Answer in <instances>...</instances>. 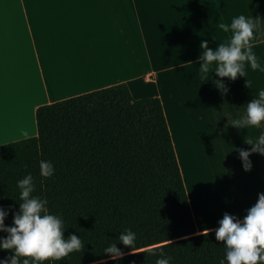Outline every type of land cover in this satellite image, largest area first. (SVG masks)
<instances>
[{"label": "crops", "instance_id": "1", "mask_svg": "<svg viewBox=\"0 0 264 264\" xmlns=\"http://www.w3.org/2000/svg\"><path fill=\"white\" fill-rule=\"evenodd\" d=\"M175 8L151 0H0V145L37 135L40 105L127 83L136 99L160 98L202 233L218 227L225 212L243 217L264 192V155L250 154V171L238 155L264 122L260 129L230 124L264 87V73L246 68L251 89L245 77L233 81L214 71L201 80L197 58L167 51L171 37L188 31Z\"/></svg>", "mask_w": 264, "mask_h": 264}, {"label": "trees", "instance_id": "2", "mask_svg": "<svg viewBox=\"0 0 264 264\" xmlns=\"http://www.w3.org/2000/svg\"><path fill=\"white\" fill-rule=\"evenodd\" d=\"M36 124L37 135L0 145V206L11 225L16 181L31 172L33 194L63 217L65 238L83 244L52 264H155L161 250L171 264H219L225 249L214 230L196 233L160 98L136 99L120 83L40 105ZM41 160L54 164L52 177L40 176ZM126 228L136 233L132 250L117 241ZM113 242L124 252L117 261L103 253ZM12 254L0 249V259Z\"/></svg>", "mask_w": 264, "mask_h": 264}, {"label": "clouds", "instance_id": "3", "mask_svg": "<svg viewBox=\"0 0 264 264\" xmlns=\"http://www.w3.org/2000/svg\"><path fill=\"white\" fill-rule=\"evenodd\" d=\"M262 20L264 19L258 16L240 14L233 17L230 24H219V29L231 32L227 42H219L215 48H210L207 40H201L199 48L202 51L197 57L199 78L208 81L206 77L210 71H214L216 77H227L233 81L238 76L245 77V84L251 89L252 82L247 78L246 68L264 73V62L253 51L255 32ZM212 39L216 40V37L212 36ZM212 82L222 93L228 91L221 79H213ZM262 122L264 87L255 90V95L246 104L244 114L234 118L230 124L237 129H260ZM244 143L252 147L239 149L238 155L243 169L250 171V154L264 155V130L259 131L255 138H245ZM54 173L55 167L51 161L39 162L41 177L50 178ZM16 186L19 189L20 203L19 209L13 213L11 225L5 224L9 210L0 206V231L7 233L6 236H0V249H9L13 253L0 259V264H44L45 261L52 264L83 247L76 234H69L65 238L63 217L50 211L46 198L33 194L36 186L31 172L16 181ZM257 196L256 202L246 209L243 217L225 212L218 220L214 235L225 249L219 264H264V192ZM209 231L212 229H207L202 234L207 235ZM117 241L132 250L136 243V233L126 228L119 234ZM103 253L107 254L106 259L113 261L124 255L122 249L117 247V242L108 244ZM155 264H171V257L164 255L161 250Z\"/></svg>", "mask_w": 264, "mask_h": 264}, {"label": "rangeland", "instance_id": "4", "mask_svg": "<svg viewBox=\"0 0 264 264\" xmlns=\"http://www.w3.org/2000/svg\"><path fill=\"white\" fill-rule=\"evenodd\" d=\"M151 1L158 4L159 8H169L170 10L172 7H176V11L177 8L182 10L181 14L176 16V21L181 22L185 26V30L190 32H181L176 38L171 37L168 40L167 51L172 52L175 59L184 60L200 56L202 50L199 48V44L201 40H207L210 48H215L219 42H227L231 32L219 29V24H230L235 16L244 14L264 19V0H170L168 5L164 2L161 3V0ZM212 36H215L216 40H213ZM253 43V51L257 57L264 56V20L255 32ZM176 70H172L170 74L174 75ZM168 115L173 123V111L168 110ZM185 175L190 185L189 168L185 169ZM220 175L223 176L222 171ZM221 178L225 183L226 178Z\"/></svg>", "mask_w": 264, "mask_h": 264}]
</instances>
